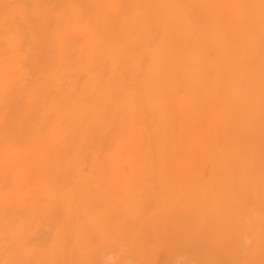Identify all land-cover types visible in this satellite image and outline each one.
Listing matches in <instances>:
<instances>
[{"label": "bare ground", "instance_id": "bare-ground-1", "mask_svg": "<svg viewBox=\"0 0 264 264\" xmlns=\"http://www.w3.org/2000/svg\"><path fill=\"white\" fill-rule=\"evenodd\" d=\"M240 2L0 0V152L7 133L26 146L14 173L25 196L6 204L0 193V262L260 264L259 22L251 29L242 15L201 9L159 31V10L149 7ZM106 4L139 7L124 17L97 7ZM199 151L203 169L212 166L207 181ZM247 168L258 194L254 235L235 187L239 177L246 191ZM6 207L29 227L14 250L4 241ZM101 217L104 231L83 227Z\"/></svg>", "mask_w": 264, "mask_h": 264}, {"label": "snow or ice", "instance_id": "snow-or-ice-1", "mask_svg": "<svg viewBox=\"0 0 264 264\" xmlns=\"http://www.w3.org/2000/svg\"><path fill=\"white\" fill-rule=\"evenodd\" d=\"M9 8L22 7L18 4L8 5ZM38 7H44V5H38ZM99 8H108V9H119L120 15L124 17H132L135 15V10L138 5L132 4H106L99 5ZM149 7H155L159 10L157 14V23L155 27L159 31H164L167 28V25L170 21L174 20L177 17H181L185 14L186 11L198 13L201 9L213 10V16H221L224 19H231L236 16L242 15L248 22L249 27L254 29L256 22H259L260 28V38H261V51H262V62H261V109L262 117H264V0H246V2L240 3H227V4H160L152 5ZM137 24L144 26L143 21H137ZM65 25L62 22L60 27L63 28ZM211 27V23H209ZM11 69L7 66L4 69V77L7 80L10 77ZM35 87V86H33ZM262 127H264V119H262ZM122 140V138H121ZM26 147L21 144L19 141H13L10 136L6 134L5 136V146L0 152V159L3 161V172L0 174V193L3 194L6 204L12 201H18L25 196V192L20 184L17 183L14 173H15V161L18 159V156L22 149ZM134 147V145L132 146ZM262 156H264V140H262ZM128 153L125 152L124 155ZM260 209L258 222L260 227V249L261 254L264 256V165L261 169V194H260ZM168 202L165 201V205ZM138 205L133 203L132 211L136 210ZM217 215L220 213L217 212ZM212 215V213H209ZM231 219V218H230ZM243 223L245 224L248 232L254 235L255 224L257 217L255 216L254 207L250 204L248 214L242 218ZM232 222H235L234 220ZM106 226L105 220L103 217L97 220L93 225H84V228L94 229L96 231H104ZM3 227H4V241L6 245V250L16 249L18 244V235L27 233L29 231L28 225L20 221L15 214L6 207L3 213ZM217 237L221 236L220 232L216 233ZM63 239L62 232H58L54 237L52 243L54 245L59 244ZM254 239L250 238L248 241V248L246 249L249 254H253L254 249ZM0 264H35V262L30 261H21V260H5L0 262ZM41 264H58L56 261L51 262H41ZM79 264H91L89 261H81ZM112 264H129L127 259H121L118 262H112ZM140 264H151L150 261H142ZM244 264H255V261H247ZM260 264H264V259L260 261Z\"/></svg>", "mask_w": 264, "mask_h": 264}, {"label": "rangeland", "instance_id": "rangeland-1", "mask_svg": "<svg viewBox=\"0 0 264 264\" xmlns=\"http://www.w3.org/2000/svg\"><path fill=\"white\" fill-rule=\"evenodd\" d=\"M85 80L86 79H84V78H82V82L80 81V84H81V86H83L84 84H85ZM203 118H205L204 116H203ZM209 127V125H208V123H205V125L203 126V128H202V130H206L207 128ZM10 132V131H9ZM6 133H7V131H6ZM5 133V134H6ZM10 134V133H9ZM7 135H8V133H7ZM187 152L189 153V149L187 150ZM98 154H100V152L98 153ZM196 158L197 159H199V161H200V163H198V164H200L199 166H197V169H198V171H197V169H196V171H197V174H199L201 171L203 172V174L206 172V174H207V176H205L206 174H204L203 175V177H204V180L205 181H207V180H209V177H210V173H211V165H209V167H207L205 170L203 169V165H201V164H203V162H201V161H203V159H202V153H201V151H199V153H198V156H196ZM244 165H245V163H243ZM263 164H264V161H263ZM82 166V165H81ZM242 167H243V165H241ZM200 167V168H199ZM71 168V172H72V166L70 167ZM85 168H86V170H87V175L89 176V178H91V180H93L92 179V174H93V171H94V160H92V158L91 159H89V161H87V163H86V166H85ZM186 169H188L187 171L188 172H190V169L192 168L191 166H186L185 167ZM82 169H81V167L78 169V172H80ZM248 168H247V170H245V169H243V173H244V177H245V184H246V191H244V190H242V189H240L239 188V182L241 181V179L239 178V177H235V187H237V189H236V193L238 194V198H240L239 200H240V202H239V208H241V210L244 212L245 211V213L247 212L248 213V210H249V204H251L253 207H254V212H255V206H254V204H252V203H254L255 202V199H256V197H257V193H256V191H255V186L253 187V185H252V181L247 177V175H246V173H248ZM74 171V170H73ZM246 171V172H245ZM202 172H201V174H202ZM246 177H247V179H246ZM258 180H260L261 181V179H258ZM236 181H237V183H236ZM260 181H258V182H260ZM249 183V184H248ZM261 183V182H260ZM249 185V186H248ZM249 187V188H248ZM238 190V191H237ZM236 193H235V196H236ZM250 195V196H249ZM243 197H245L244 199H243ZM237 198V199H238ZM249 198V199H248ZM252 198V199H251ZM196 199H193V200H191V203H194V202H196L195 201ZM249 200V204L247 203V201ZM251 200H253V201H251ZM238 201V200H237ZM252 202V203H251ZM144 210H148V209H146V207H145V209ZM246 213V214H247ZM190 214V213H189ZM188 214V215H189ZM194 214H196V213H194ZM194 214H192V215H194ZM187 214H186V216L185 217H187L188 216ZM183 216V217H184ZM190 216V215H189ZM196 216H198V215H196ZM183 217H180L179 218V221L178 222H180V220H181V218H183ZM188 218V217H187ZM190 218V217H189ZM191 219V218H190ZM185 220V219H184ZM192 220H189V222H191ZM186 222V221H185ZM184 222V224L186 225V223H187V226L189 225L188 224V222H186L185 223ZM183 223V222H182ZM180 225H181V223H180ZM181 226H183V224L181 225ZM184 227V226H183ZM182 228V227H181ZM190 228H192V227H190V226H188V227H186V229L187 230H185L186 232L187 231H190L189 229ZM183 229V228H182ZM185 229V228H184ZM66 264H73V263H68V261L66 262Z\"/></svg>", "mask_w": 264, "mask_h": 264}]
</instances>
